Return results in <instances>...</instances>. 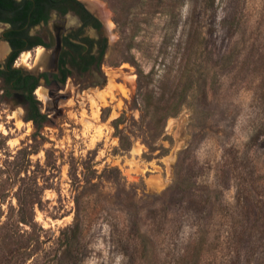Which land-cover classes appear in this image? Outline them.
<instances>
[{
	"label": "rangeland",
	"instance_id": "1",
	"mask_svg": "<svg viewBox=\"0 0 264 264\" xmlns=\"http://www.w3.org/2000/svg\"><path fill=\"white\" fill-rule=\"evenodd\" d=\"M82 1L106 84L0 80V264H264V0Z\"/></svg>",
	"mask_w": 264,
	"mask_h": 264
},
{
	"label": "flooded vegetation",
	"instance_id": "2",
	"mask_svg": "<svg viewBox=\"0 0 264 264\" xmlns=\"http://www.w3.org/2000/svg\"><path fill=\"white\" fill-rule=\"evenodd\" d=\"M0 42L6 51L0 62L3 93L20 101L33 121L40 84L53 96V90L99 89L107 82L108 28L98 9L82 0H0ZM22 53L29 54L24 68L16 64ZM16 71L18 86L7 80Z\"/></svg>",
	"mask_w": 264,
	"mask_h": 264
},
{
	"label": "trees",
	"instance_id": "3",
	"mask_svg": "<svg viewBox=\"0 0 264 264\" xmlns=\"http://www.w3.org/2000/svg\"><path fill=\"white\" fill-rule=\"evenodd\" d=\"M205 1V3L207 4V3H209V0H204ZM188 37H190V34L188 35ZM1 73V75H3L4 74V71H1L0 72ZM9 79H14V81L17 83L16 85L18 86V85H21V84H19L20 83V81H21V75L18 73V71H16V72H12V74H10L8 77H7V80H9ZM263 82H264V80H263ZM261 88H262V83H261ZM263 89H261L260 90V93H259V96H261V97H263L262 95H263ZM149 97V99H150V96H148ZM150 105V103H149V100H145V107H148ZM166 107H172V106H166ZM155 108V111H161V110H163V109H165L164 107H160V106H155L154 107ZM172 109H175V107H172ZM34 117L36 118V123H39V125H41V123L45 120V118H46V116L44 115V114H42V113H40V111L38 110V109H36V108H34ZM167 111H169V110H167ZM168 114L170 113V112H167ZM162 115H164V114H161V116Z\"/></svg>",
	"mask_w": 264,
	"mask_h": 264
},
{
	"label": "bare ground",
	"instance_id": "4",
	"mask_svg": "<svg viewBox=\"0 0 264 264\" xmlns=\"http://www.w3.org/2000/svg\"><path fill=\"white\" fill-rule=\"evenodd\" d=\"M103 21L104 22H106L107 24V28L108 29H110V28H112V26H113V24H112V22L106 17V16H103ZM37 51V53H36V57H35V61H37V63H38V60L40 59V56H41V50L40 49H38V50H36ZM45 51V50H44ZM22 54H24V55H21V59H22V62L24 61L25 62V60L29 57L28 55V53H22ZM44 59V58H43ZM44 61H46V60H44ZM49 61V60H48ZM47 62V61H46ZM50 65V64H49ZM42 67H43V65H42ZM37 91V90H36Z\"/></svg>",
	"mask_w": 264,
	"mask_h": 264
}]
</instances>
